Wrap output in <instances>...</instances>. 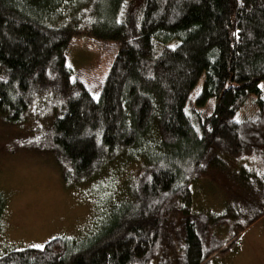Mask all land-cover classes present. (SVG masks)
I'll use <instances>...</instances> for the list:
<instances>
[{
  "label": "trees",
  "instance_id": "1",
  "mask_svg": "<svg viewBox=\"0 0 264 264\" xmlns=\"http://www.w3.org/2000/svg\"><path fill=\"white\" fill-rule=\"evenodd\" d=\"M83 38L111 54L101 81L68 65ZM48 92L50 130L23 147L52 152L64 183L120 155L141 166L94 239L0 264H211L264 217V0H0V118L23 123ZM212 173L235 197L206 211L196 187Z\"/></svg>",
  "mask_w": 264,
  "mask_h": 264
},
{
  "label": "rangeland",
  "instance_id": "2",
  "mask_svg": "<svg viewBox=\"0 0 264 264\" xmlns=\"http://www.w3.org/2000/svg\"><path fill=\"white\" fill-rule=\"evenodd\" d=\"M85 3L80 8L82 12L88 8ZM62 12L71 14L69 8ZM107 54L111 56L92 40L83 38L73 45L68 65L75 74L83 72L88 83H95L109 70ZM54 102L60 105L52 93L39 95L21 124H7L0 118V196L4 201L0 256L27 247L43 248L57 237L85 240L90 235L88 240L94 239L121 210L122 194L139 172V159L120 155L104 162L86 181L64 183L52 152L40 145L23 147L50 130ZM230 181L229 176L210 174L198 182L196 200L203 202L201 207L206 211L220 210L225 199L235 197ZM211 264H264V217L243 232L227 256L215 257Z\"/></svg>",
  "mask_w": 264,
  "mask_h": 264
}]
</instances>
